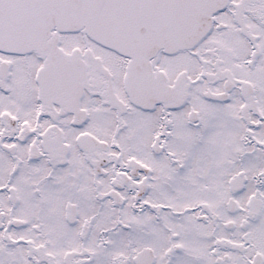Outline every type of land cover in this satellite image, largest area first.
<instances>
[{
  "label": "snow or ice",
  "instance_id": "6c2138e0",
  "mask_svg": "<svg viewBox=\"0 0 264 264\" xmlns=\"http://www.w3.org/2000/svg\"><path fill=\"white\" fill-rule=\"evenodd\" d=\"M0 264H264V0H0Z\"/></svg>",
  "mask_w": 264,
  "mask_h": 264
}]
</instances>
